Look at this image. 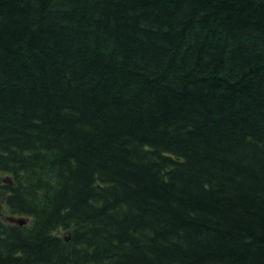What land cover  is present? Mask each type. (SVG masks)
<instances>
[{
  "label": "trees",
  "instance_id": "trees-1",
  "mask_svg": "<svg viewBox=\"0 0 264 264\" xmlns=\"http://www.w3.org/2000/svg\"><path fill=\"white\" fill-rule=\"evenodd\" d=\"M0 264H264V0H0Z\"/></svg>",
  "mask_w": 264,
  "mask_h": 264
},
{
  "label": "water",
  "instance_id": "water-1",
  "mask_svg": "<svg viewBox=\"0 0 264 264\" xmlns=\"http://www.w3.org/2000/svg\"><path fill=\"white\" fill-rule=\"evenodd\" d=\"M18 221H19L18 223H20V224H23L25 222V220H21V222H20V220H18Z\"/></svg>",
  "mask_w": 264,
  "mask_h": 264
},
{
  "label": "rangeland",
  "instance_id": "rangeland-1",
  "mask_svg": "<svg viewBox=\"0 0 264 264\" xmlns=\"http://www.w3.org/2000/svg\"><path fill=\"white\" fill-rule=\"evenodd\" d=\"M22 220V219H21ZM21 220H20V222H21Z\"/></svg>",
  "mask_w": 264,
  "mask_h": 264
},
{
  "label": "bare ground",
  "instance_id": "bare-ground-1",
  "mask_svg": "<svg viewBox=\"0 0 264 264\" xmlns=\"http://www.w3.org/2000/svg\"><path fill=\"white\" fill-rule=\"evenodd\" d=\"M17 222H19V221H17Z\"/></svg>",
  "mask_w": 264,
  "mask_h": 264
}]
</instances>
